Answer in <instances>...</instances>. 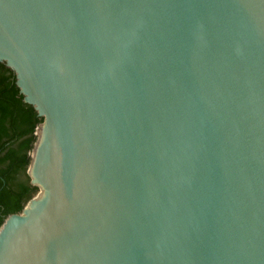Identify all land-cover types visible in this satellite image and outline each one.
I'll return each instance as SVG.
<instances>
[{"label":"water","instance_id":"water-1","mask_svg":"<svg viewBox=\"0 0 264 264\" xmlns=\"http://www.w3.org/2000/svg\"><path fill=\"white\" fill-rule=\"evenodd\" d=\"M41 122L0 264H264V0H0Z\"/></svg>","mask_w":264,"mask_h":264},{"label":"trees","instance_id":"trees-1","mask_svg":"<svg viewBox=\"0 0 264 264\" xmlns=\"http://www.w3.org/2000/svg\"><path fill=\"white\" fill-rule=\"evenodd\" d=\"M41 120L23 100L13 70L0 61V224L37 191L26 168Z\"/></svg>","mask_w":264,"mask_h":264}]
</instances>
